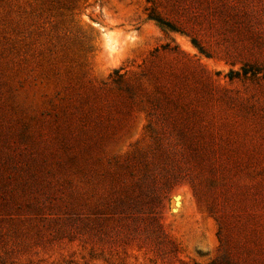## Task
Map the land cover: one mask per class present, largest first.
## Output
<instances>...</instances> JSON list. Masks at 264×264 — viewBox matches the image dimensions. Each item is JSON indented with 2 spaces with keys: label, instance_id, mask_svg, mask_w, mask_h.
<instances>
[{
  "label": "rangeland",
  "instance_id": "374dc122",
  "mask_svg": "<svg viewBox=\"0 0 264 264\" xmlns=\"http://www.w3.org/2000/svg\"><path fill=\"white\" fill-rule=\"evenodd\" d=\"M217 262L264 264V0H0V264Z\"/></svg>",
  "mask_w": 264,
  "mask_h": 264
},
{
  "label": "trees",
  "instance_id": "16d2710c",
  "mask_svg": "<svg viewBox=\"0 0 264 264\" xmlns=\"http://www.w3.org/2000/svg\"><path fill=\"white\" fill-rule=\"evenodd\" d=\"M153 19L156 20L158 23H160V24H162V25H164V26H166V27H168V28H170V29H172V30H175V28H174V27L172 26V24H170L169 22H166V21H164V20H162L161 18L156 17V16H154ZM193 42H194V44L197 45L196 40H193ZM214 264H219V262L214 263Z\"/></svg>",
  "mask_w": 264,
  "mask_h": 264
}]
</instances>
